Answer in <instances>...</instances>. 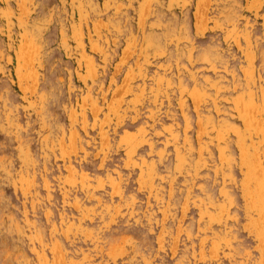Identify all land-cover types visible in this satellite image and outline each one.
I'll use <instances>...</instances> for the list:
<instances>
[{
	"label": "rangeland",
	"instance_id": "1",
	"mask_svg": "<svg viewBox=\"0 0 264 264\" xmlns=\"http://www.w3.org/2000/svg\"><path fill=\"white\" fill-rule=\"evenodd\" d=\"M0 264H264V0H0Z\"/></svg>",
	"mask_w": 264,
	"mask_h": 264
},
{
	"label": "bare ground",
	"instance_id": "2",
	"mask_svg": "<svg viewBox=\"0 0 264 264\" xmlns=\"http://www.w3.org/2000/svg\"><path fill=\"white\" fill-rule=\"evenodd\" d=\"M253 106V105H252ZM241 110V109H240ZM263 184V183H262ZM258 191V190H257ZM259 193V192H258Z\"/></svg>",
	"mask_w": 264,
	"mask_h": 264
}]
</instances>
